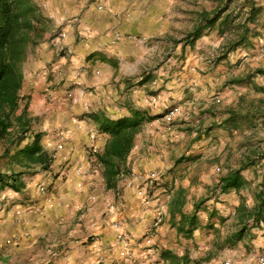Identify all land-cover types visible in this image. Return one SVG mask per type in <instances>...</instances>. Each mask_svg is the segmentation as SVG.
Listing matches in <instances>:
<instances>
[{
	"label": "crops",
	"instance_id": "1",
	"mask_svg": "<svg viewBox=\"0 0 264 264\" xmlns=\"http://www.w3.org/2000/svg\"><path fill=\"white\" fill-rule=\"evenodd\" d=\"M62 1V9L73 6L76 16L52 20L49 31L35 49L37 59L32 65L34 72L28 78L27 87L34 103L42 99L44 105H48L45 111H49L46 113L48 123L74 134L65 149L69 162L58 159V164L62 162V166H66L64 169L70 167L69 174L65 177H62L63 173L57 174V189L50 194L59 200V204L50 207L42 201L44 198L28 196V193L23 202H34L38 206L36 202L40 201L44 210L37 209L25 215L23 222H14L11 218L8 223H0L1 248L10 246L8 241L21 236L26 228L31 229L30 235L23 237L19 246L3 255L0 264H128L127 258H122L123 250L117 245V233L112 227L117 218L123 222L125 231L134 237L129 264H172L173 256L184 254L191 262L200 264H232L235 259L226 248L231 242L225 244L228 235L214 223L215 218L222 220L226 213L236 215L244 203L242 189L223 193L220 188V177L235 166L231 163L232 144L226 143L223 148L227 147L222 154L224 160L221 159L217 168L220 174L214 172L216 175L212 176L211 170L201 174V170H194L198 163L191 165L186 159L196 147L200 127L193 122L175 125L186 120L184 116L173 123L167 122L165 115L161 118L177 101L170 85H175L178 79V55L184 53L187 58V49L193 46L171 41L176 38L177 26L172 18L176 16V2H168L167 6L173 7L174 11H170L173 15H167L165 19L163 0ZM100 4L106 11L98 10ZM206 28L203 24V29ZM204 32L212 34L209 28ZM116 34H120L121 39L117 40ZM172 45L176 46V53H170L172 59L177 56L175 63L165 64L157 70L156 65L164 52L169 48L173 52ZM180 63L184 68L189 66L187 59L185 64ZM78 80L81 87L76 86ZM70 93L79 97L78 103L71 101ZM154 98L156 101L152 102ZM55 106H58V114L54 117L51 112ZM140 111L147 112L153 119L145 121L135 135L133 147L122 163V173L114 184L107 183L103 167L96 159L91 160V173L77 177L72 170L87 161L85 150H89L91 142L102 152L109 139L95 119L117 120ZM212 115L210 122L223 119L221 114ZM205 118L202 117V121ZM41 132L44 133L43 128ZM213 132L217 130L210 133ZM92 133L96 134L93 141L94 137L89 136ZM208 135L207 138L212 139L211 134ZM243 158L236 163L244 162ZM130 170L157 176L150 188L153 200L149 214L161 216L162 223L151 227L154 229L153 245L145 242L148 230L141 221V200L136 188L124 186L123 176ZM258 184H255L254 196L258 193ZM251 199L249 208L255 205V199ZM107 201L116 204L121 212H105ZM79 207L82 209L77 210ZM195 210L196 228L188 235L187 225L180 233L178 226L182 214L192 215ZM24 222L28 224L25 226ZM3 231L9 232L4 235V240L1 238Z\"/></svg>",
	"mask_w": 264,
	"mask_h": 264
},
{
	"label": "rangeland",
	"instance_id": "2",
	"mask_svg": "<svg viewBox=\"0 0 264 264\" xmlns=\"http://www.w3.org/2000/svg\"><path fill=\"white\" fill-rule=\"evenodd\" d=\"M171 1L176 2L174 3L176 6L175 11L173 7L172 10L169 5L167 6L168 2L170 3ZM231 1V6L229 9L227 8L224 14L227 13L232 14L233 17H240L238 22L249 13V5L253 4L252 6L258 10L259 14L257 15V22L249 23L251 38L250 44L247 46L238 47L236 50L230 52L227 57H223L224 53L221 49L224 46L223 44L228 32H225V34L221 33L220 30L215 27L214 29L210 30L212 34L207 35L204 32L207 28L203 29V24H201L200 28L202 34L194 42L193 46H190L189 49H187V58L184 53H182V55H178L179 59L176 65V67H178L176 69L178 73V79L175 83L178 84L179 87H176V84L170 85L172 88L170 90L173 91V93L172 91L171 93L177 99V101L174 103L175 105L172 106L181 107L183 110L182 116L186 118V120L182 119L180 121L181 123L175 125H189L190 122H193L195 126L197 125L200 127V129H198L199 133L195 141L196 147L193 148V152L191 151L192 153H190L188 158H186L188 160L187 162H190L191 165L198 163V165H195L194 170L196 172H200L201 170V174L203 172L207 174L209 173V170H211L212 176L215 174L214 172L220 174L217 168L221 159L223 158L224 160V156H222V154L225 152V149H227V147L223 149L226 143L232 144L230 149L234 150L233 156L231 158V163L235 165L233 169L240 165L238 162L236 163V160L238 161L240 157H244V160H248V158L252 157V154L258 150L259 153L264 152V121H259L258 127L253 129H245L242 131H229L223 129V132H221L217 126L215 128L212 127L210 124L212 123L213 125H216V123L214 124L213 122L209 121V118L214 117L212 114L217 113L218 115H223L222 113L225 112V110L236 106V104L242 98H244L246 101L261 100L263 101L264 105V74L257 73L258 70H264V0ZM62 2V0H40V7L48 19L49 24H51L52 20H55L57 17L60 18V16H76L75 8L71 6L70 9L67 6V8L62 9V7H64ZM163 2L166 4L165 9H162V12H165V19L167 18V15H173L170 11L176 12V16L173 15L172 17L174 18V26H177L175 29L176 38L171 40L173 41V44L183 43L182 41L186 35L193 30L194 27L192 25L198 24L197 19L199 13L204 12L205 9H210L209 12H214L218 5L216 0H163ZM44 4H46V7ZM190 10L192 12H190ZM195 10H197L198 13H195ZM51 13H54V15L51 16ZM193 13H195V15ZM193 21H195L196 24H193ZM203 36H206L207 38L200 39ZM172 47L173 52H170L169 48L166 50V52H164L162 58L158 60V64L156 65L157 70L165 64L168 65L171 62H174V59H176L177 56L173 59L171 58V55L176 53L174 50L176 46L172 45ZM36 56L37 55L34 52V54L24 66L25 86L29 92L30 89L27 87V82L29 81V76L34 72L31 71V68L34 60L37 59ZM186 59L189 60V66L184 68L185 66L180 62L183 61V64H185ZM149 72L152 73L153 70ZM237 76L244 78L246 77L250 80L244 85L226 86V83L229 79ZM32 98L34 99L33 96ZM193 102L195 103L193 104ZM57 107L58 106H55L54 111L51 112L53 113L52 115L54 117L58 114ZM47 108L48 105H44L42 99H40L38 103L34 104L35 111L39 113V116L42 118L41 127L44 130V133H42L44 136L43 140L45 146L53 157V163L47 172L37 170L38 172L33 175H25L26 183H30L29 194L32 196L39 195L42 199L44 198L42 200L44 203L46 202L45 196L40 194V192L37 190V186L35 187V185L42 183L47 186V188L48 186H51L50 189L48 188V194L50 196V194L55 192V188L57 186L56 184L59 181H57V174L63 173L62 177H65L69 174L67 172L70 169V167L68 169H64L66 166H62L63 161L61 160V153L56 150L59 140L52 133L53 128L62 127L52 123L51 126V124L48 123L46 113L49 111L45 113ZM208 114L210 115L206 116ZM164 115L165 114H163L162 117ZM202 117H206L207 119L205 118L204 121H202ZM173 122L174 121L171 123ZM201 122L202 124L198 125V123ZM213 130H217V132L210 133ZM178 131H180V129ZM208 134H211L212 139L209 140L207 138L209 136ZM85 156V160L87 161L89 160V157H91L88 148L85 150ZM91 158L93 159L94 155ZM58 159L62 161L60 164H58ZM197 159L200 160L197 161ZM211 163H213V165H211ZM201 166L203 167L200 168ZM62 168L64 170H62ZM263 170L264 160L257 159L253 166L249 167L243 172V175L245 176L249 185L242 189V198L243 202L249 207L252 204L251 198L254 199V191L256 187L255 184L257 185L259 183ZM249 187H251V189ZM250 194L253 196H250ZM6 196L8 202L14 203H9V208L6 207L5 204L0 206V223H8V219L11 218L14 220V222H23V219L18 220L14 216V212L18 208L31 207L32 213L37 209H39V211H43L45 208L44 205L40 207V201L36 202L38 206H36L34 202L30 201L24 203L26 200L23 202V200L19 198L18 195H12V192L10 191L7 193L4 192L2 199ZM55 201L57 204H59V200L55 199ZM33 205H35L36 208ZM15 206L18 208H14ZM150 206L151 204L143 205L140 202L139 209L142 215L141 221L147 225L148 230L146 237H152V235H154V229H152L154 227L152 226L157 227L162 223L161 216L156 217L155 215V217H153V215L149 214ZM117 208L118 207L116 204H114V209L112 211L113 214H119L121 212ZM81 209L82 208L79 207L77 210ZM224 216L225 217H222V220L215 218L214 223L219 224L220 228H222V232L225 234L227 233L228 235L225 244H227L228 241L231 242L228 244V246H226V248L230 250V256L232 255L231 257L235 259V262L233 261L232 264H258V258L264 254V224L257 226L253 220H249L247 223H241V216L238 214V212L236 215L226 213ZM158 218L161 219L159 223L157 222ZM25 223L26 222L23 224L25 225ZM8 227L10 226L8 225ZM27 230L31 232L30 227H28L23 231V233ZM23 233L21 235H23ZM7 234H9L8 231H3V236H1V238L4 240V235ZM16 246L19 245H10L8 246L10 248H1L0 245V261L2 260L1 257L3 258L4 254H10L13 248ZM122 258L126 259V256H123ZM131 259L132 257L127 258L128 264Z\"/></svg>",
	"mask_w": 264,
	"mask_h": 264
},
{
	"label": "trees",
	"instance_id": "3",
	"mask_svg": "<svg viewBox=\"0 0 264 264\" xmlns=\"http://www.w3.org/2000/svg\"><path fill=\"white\" fill-rule=\"evenodd\" d=\"M216 1L218 5L215 11L199 13L198 24L182 42L193 45L202 34L201 24H205L210 30L216 27L221 33L228 32L221 49L223 57H227L238 47L250 44L249 23H256L259 13L251 4L249 13L238 22L240 17L224 14L231 6V0ZM40 6V0H0V206L5 204L8 208L12 202L7 201V196L2 199L4 192L10 191L22 200H27L23 197L29 193L30 183H26L25 175H33L37 170L47 172L53 163L41 132L42 118L35 111V103L25 86L24 66L50 29L49 21ZM257 73L264 74V70H258ZM249 80L246 77H233L226 86L244 85ZM222 114L223 119L215 122L216 125L212 127L229 131L253 129L258 127L259 121H264L263 101H246L242 98L236 106L228 108ZM151 119L153 117L148 116L147 112L141 111L117 120L107 117L95 119L100 130L109 139L104 150H98L93 159L103 167L104 177L109 185L114 184L122 173V163L133 147L135 135L143 123ZM258 151L220 177L223 193L241 190L249 185L243 172L253 166L257 159L264 160V152ZM50 187L48 186L49 189ZM254 199L253 208L243 203L238 208V214L241 216V223L253 220L260 226L264 224V170ZM196 221L197 210L192 215L182 214L178 231L182 233L188 225L187 233L191 235L196 228ZM172 264L200 263L191 262L188 255L184 254L173 256Z\"/></svg>",
	"mask_w": 264,
	"mask_h": 264
},
{
	"label": "built area",
	"instance_id": "4",
	"mask_svg": "<svg viewBox=\"0 0 264 264\" xmlns=\"http://www.w3.org/2000/svg\"><path fill=\"white\" fill-rule=\"evenodd\" d=\"M44 6L46 7V4H44ZM98 10L103 12V11H106V8L103 4H100L98 6ZM52 15H54V13H51V16ZM115 36L117 40L121 39L120 34H116ZM76 86L81 87L82 86L81 81L79 80L76 81ZM69 98L71 99L73 103H78L79 101V97L73 93L69 94ZM155 101L156 99L154 98L152 102H155ZM182 114L183 112H182L181 107H172L167 111L164 117L167 122H172L176 120L177 118H179L180 116H182ZM52 133L59 140L56 146L57 147L56 150L59 153H61V160L64 162H69V155L65 153V149H66L67 142H69L74 135L73 132L68 129L55 127L53 128ZM90 137L92 138L94 137L93 139L91 138L93 141L95 140L96 134L92 133ZM89 152H90L91 157L98 152V148L94 143H91L89 147ZM91 157H89V160L86 161L83 165L73 168L72 171L77 177H83L87 175L88 173H91L92 171V162H91L92 158ZM123 178H124V186L126 188H133V187L136 188L138 197L141 200V203L143 205L151 204L153 200L152 199L153 196L150 191V188H152L155 184V181H157V176L155 174L153 173L143 174L135 170H130L126 175L123 176ZM36 186L40 194L45 196L46 204H48L50 207H53L57 204L55 199L49 196L47 186H45L42 183H39ZM113 209H114V204L112 202L107 201L106 202V212L112 213ZM31 213H32L31 207L18 208L14 212V216L15 218L19 220V219H23L25 215H29ZM160 221L161 219L158 218L157 222L159 223ZM25 224L27 225L28 223L26 222ZM112 227L117 233V241H118L117 245L121 246L123 250L122 255L126 256V258H130L131 257L130 248L134 242L133 241L134 237L125 231L123 222L119 219L112 222ZM29 235H30V231L27 230L26 232L23 233V235L13 237L12 240L8 241V244L18 245L19 242H21L23 237H28ZM152 239L153 238L151 236H147L145 239L146 244L153 245ZM258 264H264V254L258 258Z\"/></svg>",
	"mask_w": 264,
	"mask_h": 264
},
{
	"label": "clouds",
	"instance_id": "5",
	"mask_svg": "<svg viewBox=\"0 0 264 264\" xmlns=\"http://www.w3.org/2000/svg\"><path fill=\"white\" fill-rule=\"evenodd\" d=\"M222 235H223V233H222Z\"/></svg>",
	"mask_w": 264,
	"mask_h": 264
}]
</instances>
